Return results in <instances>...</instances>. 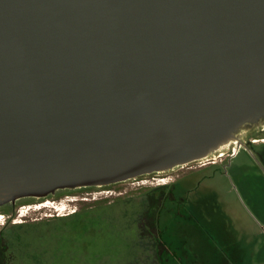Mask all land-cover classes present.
<instances>
[{"label": "water", "instance_id": "1", "mask_svg": "<svg viewBox=\"0 0 264 264\" xmlns=\"http://www.w3.org/2000/svg\"><path fill=\"white\" fill-rule=\"evenodd\" d=\"M261 125L264 0H0V207L188 166Z\"/></svg>", "mask_w": 264, "mask_h": 264}, {"label": "rangeland", "instance_id": "2", "mask_svg": "<svg viewBox=\"0 0 264 264\" xmlns=\"http://www.w3.org/2000/svg\"><path fill=\"white\" fill-rule=\"evenodd\" d=\"M223 151L216 152L213 159H219ZM250 159L241 151L227 169L202 167L206 159L106 187L76 189L36 202L22 201L16 212L5 205L0 207V217L4 216L0 226L15 221L30 224L18 231L17 237L23 248L37 254L39 248L45 251L42 264H198L199 230L205 239L214 241L218 223L228 225V231L243 240L248 256L264 264V216L257 214L261 206L264 213V164H254ZM159 180H164V185H157ZM173 183L178 186L169 199ZM49 200L66 204L60 212L65 218L47 207L34 210L35 205ZM75 210L85 212L82 219H70ZM160 211L161 241L169 252L160 261L141 258L138 228L143 252H149L155 234L150 222L154 223ZM145 225L150 226L149 231ZM31 250L27 253L32 255ZM27 253L22 252L23 264H34Z\"/></svg>", "mask_w": 264, "mask_h": 264}, {"label": "flooded vegetation", "instance_id": "3", "mask_svg": "<svg viewBox=\"0 0 264 264\" xmlns=\"http://www.w3.org/2000/svg\"><path fill=\"white\" fill-rule=\"evenodd\" d=\"M247 134L245 136H241L240 137V141L241 144L238 146V144H232L226 148H224L225 152H229V153H225L220 152L218 155L219 159L215 158L213 159V157L210 158V160L208 161H204V164L202 165V167H206V166H218L219 168H229V166L231 165L232 159H234L235 157H237L239 155V153L241 151L246 152V154H248V156H250V158L253 160H251L253 163L254 161L259 162L264 164V139H258L256 137L259 136H264V125H261L259 127H255L253 129H250L249 131L246 132ZM228 155V156H227ZM227 158H223L226 157ZM202 163V162H200ZM255 164V163H254ZM191 165V164H190ZM185 167V166H183ZM178 185L176 184H171L170 186V190L169 193L167 194L168 198L171 199L172 196V190H174ZM165 187V186H164ZM93 188V187H92ZM83 189V188H81ZM69 191H73V190H63V191H59L57 192L55 195H52L54 197L58 196L59 194H64L66 192ZM49 196V197H52ZM46 199V198H45ZM45 199H39V198H27V199H21L16 201L13 204H10L9 206L15 210H17V206L20 202L22 201H26L27 202H36L39 200H45ZM166 206V204L164 206H162L160 209H164ZM158 209V208H157ZM156 209V210H157ZM154 210V209H153ZM85 212L83 211H78L75 210L73 212V214L69 215V217H71L70 219H82L83 215ZM163 212L160 211L159 215H157L155 217V221L154 223L150 222L151 226H154V230H155V234H152L153 236V243H152V247L151 250L148 252H143V246H142V240H141V228H138L139 231V248L141 249V254L140 257L142 258V256L144 257H148L149 260H153V259H157L156 261H160L163 260L165 253L169 252L166 243L162 242V230L159 229L160 228V216H162ZM51 217V216H48ZM54 217V216H53ZM51 217V218H53ZM62 218H65V216H60ZM153 219V217H152ZM151 219V220H152ZM30 225V224H29ZM29 225L26 224H18V222H13V224H11V222H9L7 225L4 224L2 227L0 226V264H23V257H22V252L25 251L27 253V251L31 250V249H27V248H23V246L20 243V239L17 237V233L20 230H23L25 227H28ZM146 226V230L149 231L150 230V226L145 225ZM139 227V226H138ZM12 231L13 234H12ZM10 235L12 237H10ZM36 250H31V253H27L28 257L31 259V261L34 264H42V255L45 254L44 250H41L40 248L37 249V253H34Z\"/></svg>", "mask_w": 264, "mask_h": 264}, {"label": "crops", "instance_id": "4", "mask_svg": "<svg viewBox=\"0 0 264 264\" xmlns=\"http://www.w3.org/2000/svg\"><path fill=\"white\" fill-rule=\"evenodd\" d=\"M258 207L257 214L264 216ZM217 239L214 241L204 237L203 231L199 230L197 235V263L198 264H259L253 257L248 256V248L235 233L228 231V225L215 224ZM238 234V232H237ZM244 257L245 259H242ZM264 262L263 256H261Z\"/></svg>", "mask_w": 264, "mask_h": 264}, {"label": "built area", "instance_id": "5", "mask_svg": "<svg viewBox=\"0 0 264 264\" xmlns=\"http://www.w3.org/2000/svg\"><path fill=\"white\" fill-rule=\"evenodd\" d=\"M157 185H159V186H160V185H164V180H159V182H158ZM52 203H53V204L51 205V207H47V208L53 209V210L56 212V215H57V216H62L61 213H60V212H61V210H60L61 207L59 208V207L57 206V205H61L62 203H57V202H52ZM37 206H41V204H39V205H35V206H34V210H37V209H36ZM23 209H24V208H23ZM23 209H22V210H23ZM42 209H43V208H42ZM42 209H39V210H42ZM39 210H38V211H39ZM22 212H23V211H20V214H19L20 217H23ZM49 216H50V215H49ZM53 216H54V215H52L51 217H53Z\"/></svg>", "mask_w": 264, "mask_h": 264}, {"label": "bare ground", "instance_id": "6", "mask_svg": "<svg viewBox=\"0 0 264 264\" xmlns=\"http://www.w3.org/2000/svg\"><path fill=\"white\" fill-rule=\"evenodd\" d=\"M229 145V144H228ZM53 203L49 200V201H45L44 203H41V206H37V209H42V208H46V207H51V205H52ZM58 207H61L60 208V210L62 211H64L66 208V204H61V205H57ZM31 208V207H30ZM3 216V215H2ZM4 217V216H3ZM3 217H0V225H1V219L3 218ZM3 220V219H2ZM4 224V223H3Z\"/></svg>", "mask_w": 264, "mask_h": 264}, {"label": "trees", "instance_id": "7", "mask_svg": "<svg viewBox=\"0 0 264 264\" xmlns=\"http://www.w3.org/2000/svg\"><path fill=\"white\" fill-rule=\"evenodd\" d=\"M163 187H164V186H163ZM163 187H162V188H163Z\"/></svg>", "mask_w": 264, "mask_h": 264}]
</instances>
